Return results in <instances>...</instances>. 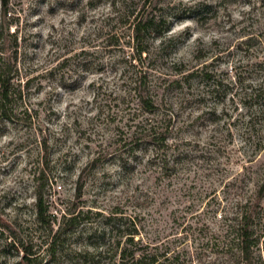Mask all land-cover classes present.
I'll list each match as a JSON object with an SVG mask.
<instances>
[{
  "label": "rangeland",
  "instance_id": "1",
  "mask_svg": "<svg viewBox=\"0 0 264 264\" xmlns=\"http://www.w3.org/2000/svg\"><path fill=\"white\" fill-rule=\"evenodd\" d=\"M89 1L0 0V55L21 81L16 115H0V264H128L130 234L165 264H264V0H155L171 25L143 62L112 37L111 0ZM137 65L169 73L158 153L128 95ZM42 164L49 213L79 214L55 243L58 222L36 219ZM243 211L250 262L234 240Z\"/></svg>",
  "mask_w": 264,
  "mask_h": 264
},
{
  "label": "trees",
  "instance_id": "2",
  "mask_svg": "<svg viewBox=\"0 0 264 264\" xmlns=\"http://www.w3.org/2000/svg\"><path fill=\"white\" fill-rule=\"evenodd\" d=\"M4 2L7 4L8 0H4ZM111 2L113 11L107 16L105 21L109 19L118 25L117 29L111 28L113 32L112 37H115L117 34H119V36L123 35L130 37V40L127 42L129 43L128 45L132 47L133 51L131 57L133 59L143 62L148 56L151 57L149 40L152 37L160 39L162 43L171 25V19L165 17L163 13L160 12V8L156 10L160 3L155 0H111ZM89 4L91 7H95L99 4V1L90 0ZM82 52L86 55V51L82 50ZM71 58L72 57H64L59 61L58 67L68 66ZM16 60H13L12 57L5 58L0 55V115L7 121L12 120L16 115V110L12 103L15 101L16 97H21V90L17 92L16 89L17 86L19 87V85H21V81L16 82V79H19L17 76L19 71L16 66ZM184 70L183 65L177 66V77H175L172 83H180V76L183 77L185 74ZM134 74L128 95H131L135 99L140 111L148 116L145 120L141 119L142 122L139 125L141 128L140 131L149 139L155 148V152L158 153L160 149L166 147L168 140L169 128L167 124L162 123L161 119L155 116L158 115L160 111L159 94L163 89L164 83L168 81L169 73L154 69L153 67L138 66ZM191 74L193 73L190 72L189 75ZM28 81L29 78H27L26 83H28ZM74 81L78 82L77 79ZM44 145L46 146V140H44L43 146ZM96 159L97 157H95L93 161ZM161 163L163 167H165L167 162L163 159ZM42 166L34 175V180L37 181V188L38 184L50 180L45 166ZM44 187L45 186L38 188L36 191V219L40 224H47L51 230H53L52 223L58 222V226L53 234L54 241L52 242L55 243L64 227L73 224L79 214H62L63 218L60 219H58L56 215L50 214V205L45 198ZM260 198H262V195ZM252 213L253 212L243 211L242 213L237 212L234 216L235 219H238L237 225L233 228L235 231L234 240L236 241L240 255L246 259L247 262L253 260V246L258 241L255 236V230L252 227L255 221V215ZM51 220H53L52 223ZM132 244H136V242L134 235L130 234L121 249L122 260L126 257L129 258V256L133 258V262L128 264H165V261L168 260L167 253L161 255L158 253H151L148 251L149 245L142 244L139 249H133L131 247ZM26 250L24 258L31 260V257L28 256L31 249L27 247Z\"/></svg>",
  "mask_w": 264,
  "mask_h": 264
}]
</instances>
